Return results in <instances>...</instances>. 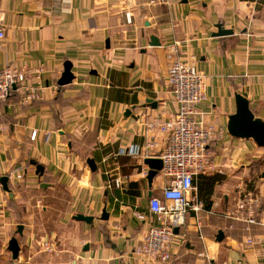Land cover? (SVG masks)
<instances>
[{
	"label": "crops",
	"instance_id": "obj_1",
	"mask_svg": "<svg viewBox=\"0 0 264 264\" xmlns=\"http://www.w3.org/2000/svg\"><path fill=\"white\" fill-rule=\"evenodd\" d=\"M0 9V66L27 69V85L40 94L24 102L15 88L0 102V264L13 263V237L17 264H51L43 259L61 254L69 264H151L134 250L155 223L150 199L161 197L165 183L161 172L147 180L145 160L161 159L165 146L156 124L178 111L169 56L204 76L207 96L197 109L222 132L210 150L216 184L225 188L231 151H242V140L227 132L236 94L246 93L264 119V0H0ZM218 25L232 33L217 36ZM153 36L160 46H151ZM67 62L74 79L60 86ZM198 179L192 198L201 210L186 214L166 264H264V213L250 224L252 212H231L227 197L215 212Z\"/></svg>",
	"mask_w": 264,
	"mask_h": 264
},
{
	"label": "built area",
	"instance_id": "obj_2",
	"mask_svg": "<svg viewBox=\"0 0 264 264\" xmlns=\"http://www.w3.org/2000/svg\"><path fill=\"white\" fill-rule=\"evenodd\" d=\"M126 20L130 24L132 15L127 14ZM5 39L4 11L0 9V44ZM169 60L167 80L178 111L169 121L156 124L159 132L165 136L161 153V175L165 183L161 197L150 199V211L155 216V223L134 250L135 254L151 264L171 262L175 229L185 225L188 212H200L201 204L192 198L196 192L195 182L199 176L215 170L210 147L216 145L222 136L221 130L208 124L197 109L207 96L203 74L195 64L185 62L174 54L169 56ZM29 75L30 72L22 67L0 66V102H8L15 88L22 90L24 102L39 99L38 89L27 85ZM154 126L151 125V128ZM36 137L37 131H34L31 140L35 141ZM114 184L120 187L121 182L116 179ZM249 197L247 202L251 203V195ZM246 205L240 199L237 208L241 211ZM262 211L264 213V204ZM139 217L144 219L143 216ZM249 223L256 224V218H251Z\"/></svg>",
	"mask_w": 264,
	"mask_h": 264
},
{
	"label": "rangeland",
	"instance_id": "obj_3",
	"mask_svg": "<svg viewBox=\"0 0 264 264\" xmlns=\"http://www.w3.org/2000/svg\"><path fill=\"white\" fill-rule=\"evenodd\" d=\"M245 142V143H244ZM247 141H242L241 144V152L232 150L231 157L228 158L231 161L232 167L231 171L225 175H223V183H226L225 188L223 185H215L212 196H209L208 192L202 191L200 197H203V201H210V203L217 202L216 206H214L215 212H221V209L224 205L225 197L230 200V209L231 212H236L238 210L237 203L241 199L247 205L244 210H241V213L247 212L250 206L252 217L256 219H260L263 215L262 205L264 204V149L257 147V145L249 140L250 143H246ZM253 145H252V144ZM251 144V145H250ZM214 174V175H211ZM209 173L208 176L199 177L198 184H201L207 180L206 178L214 177L217 179V175L213 173ZM205 187V183H202ZM251 194V202H247V199H250ZM208 204V203H207ZM236 205V206H235ZM205 215V213H204ZM188 219H192V215H188ZM46 228V226H45ZM49 225H47L46 231L48 230ZM55 228V227H54ZM64 228H58V231L63 233ZM14 236L19 237L17 234ZM53 241L56 249L60 246H56L58 243V239L54 238ZM62 247L67 250L71 246H69L68 242H64ZM9 259V257H8ZM43 262H52L51 264H69L70 258L68 254H61L60 257L53 258L52 256H47V258L43 259Z\"/></svg>",
	"mask_w": 264,
	"mask_h": 264
},
{
	"label": "water",
	"instance_id": "obj_4",
	"mask_svg": "<svg viewBox=\"0 0 264 264\" xmlns=\"http://www.w3.org/2000/svg\"><path fill=\"white\" fill-rule=\"evenodd\" d=\"M218 33L217 36H225L229 35L232 32L223 30L221 25H218ZM107 47L109 48V40L107 41ZM160 42L157 37L151 38V46L157 47L160 46ZM72 64L67 62L65 64V71L62 75V78L59 80L60 86L69 85L74 76L72 74ZM227 132L233 138L249 141L252 140L257 147L264 149V119L260 116H257L253 111V107L250 105V100L246 93H238L236 94V112L229 116ZM145 164L149 167V172L147 176V180L149 184H152L153 180L157 177L159 172L163 169V162L161 159H146ZM88 165L90 166L92 171L96 170V165L94 160H88ZM37 172H43V168L41 166L37 167ZM8 177H3L1 179V183L5 190H8ZM78 221H84L90 223L93 221L92 217H86L83 215H78L75 217ZM108 216L106 212H104L103 220H107ZM20 230L22 227L19 228ZM178 229H175L174 233H178ZM21 232V231H20ZM225 238V234L223 231H220L217 235V242H222ZM8 250L12 254V264H17L20 258V245L17 238L13 237L8 245Z\"/></svg>",
	"mask_w": 264,
	"mask_h": 264
},
{
	"label": "trees",
	"instance_id": "obj_5",
	"mask_svg": "<svg viewBox=\"0 0 264 264\" xmlns=\"http://www.w3.org/2000/svg\"><path fill=\"white\" fill-rule=\"evenodd\" d=\"M207 180H205V182L202 181V183H205L206 189L205 187L201 184H199V189L200 192L202 193V191L208 192L209 196L212 195L213 189L216 185V183L218 182V180L214 177L211 178H206Z\"/></svg>",
	"mask_w": 264,
	"mask_h": 264
},
{
	"label": "flooded vegetation",
	"instance_id": "obj_6",
	"mask_svg": "<svg viewBox=\"0 0 264 264\" xmlns=\"http://www.w3.org/2000/svg\"><path fill=\"white\" fill-rule=\"evenodd\" d=\"M199 193H200V190H199ZM201 194V193H200Z\"/></svg>",
	"mask_w": 264,
	"mask_h": 264
}]
</instances>
